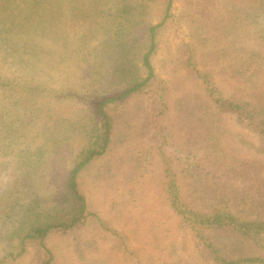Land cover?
Here are the masks:
<instances>
[{
    "label": "rangeland",
    "instance_id": "obj_1",
    "mask_svg": "<svg viewBox=\"0 0 264 264\" xmlns=\"http://www.w3.org/2000/svg\"><path fill=\"white\" fill-rule=\"evenodd\" d=\"M118 3L0 0V264L38 262L18 230L53 204L85 145ZM155 41L154 82L112 106L111 145L78 174L99 217L51 234V264H222L198 230L264 264V231L234 228L264 221V0H173ZM195 213L226 221L204 228Z\"/></svg>",
    "mask_w": 264,
    "mask_h": 264
},
{
    "label": "trees",
    "instance_id": "obj_2",
    "mask_svg": "<svg viewBox=\"0 0 264 264\" xmlns=\"http://www.w3.org/2000/svg\"><path fill=\"white\" fill-rule=\"evenodd\" d=\"M158 1L160 0H119L113 14L109 66L104 72V78L98 80L95 95L91 96L93 99L90 97L88 101L85 145L78 151L64 186L54 195L53 204L39 210L18 230L21 235V251H25L29 243L36 247L39 256L36 264L52 263L54 254L47 244L51 234L74 230L90 219L99 217L89 209L87 197L78 181V174L88 163L104 155L109 149L114 132L112 106L141 93L155 80L151 58L156 48L155 36L158 28L169 18L173 0H166L167 6L161 21L154 23L148 17L147 9ZM204 83L210 87L207 75L204 77ZM2 85L4 84L1 78L0 87ZM210 94L213 96L214 92L211 90ZM215 101L235 112L244 113L241 105L233 100L217 97ZM184 211L182 214H185ZM195 215L197 222L203 224L204 228L218 226L226 221L221 215L208 216V219L196 213ZM236 227L244 233L264 231V221L258 224L254 221L242 222L240 226L235 224L234 228ZM198 236L208 249L216 253L222 264L263 261L254 257L234 259L224 256L199 230Z\"/></svg>",
    "mask_w": 264,
    "mask_h": 264
}]
</instances>
